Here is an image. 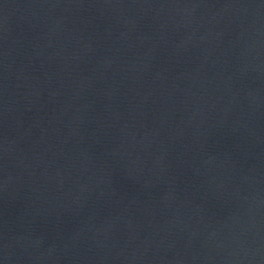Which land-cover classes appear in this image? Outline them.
I'll return each instance as SVG.
<instances>
[{
	"label": "water",
	"instance_id": "95a60500",
	"mask_svg": "<svg viewBox=\"0 0 264 264\" xmlns=\"http://www.w3.org/2000/svg\"><path fill=\"white\" fill-rule=\"evenodd\" d=\"M0 264H264V0H0Z\"/></svg>",
	"mask_w": 264,
	"mask_h": 264
}]
</instances>
